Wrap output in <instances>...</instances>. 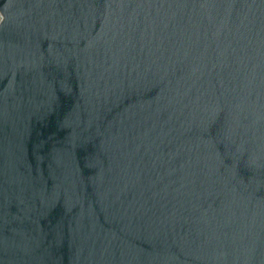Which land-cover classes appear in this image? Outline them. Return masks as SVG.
<instances>
[{
	"label": "water",
	"instance_id": "water-1",
	"mask_svg": "<svg viewBox=\"0 0 264 264\" xmlns=\"http://www.w3.org/2000/svg\"><path fill=\"white\" fill-rule=\"evenodd\" d=\"M0 11V264H264V0Z\"/></svg>",
	"mask_w": 264,
	"mask_h": 264
},
{
	"label": "built area",
	"instance_id": "built-area-1",
	"mask_svg": "<svg viewBox=\"0 0 264 264\" xmlns=\"http://www.w3.org/2000/svg\"><path fill=\"white\" fill-rule=\"evenodd\" d=\"M2 20H3V14L0 11V24H1Z\"/></svg>",
	"mask_w": 264,
	"mask_h": 264
}]
</instances>
